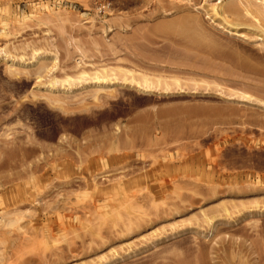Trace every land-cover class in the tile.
<instances>
[{
    "label": "rangeland",
    "instance_id": "374dc122",
    "mask_svg": "<svg viewBox=\"0 0 264 264\" xmlns=\"http://www.w3.org/2000/svg\"><path fill=\"white\" fill-rule=\"evenodd\" d=\"M238 1L0 0V264H264V19Z\"/></svg>",
    "mask_w": 264,
    "mask_h": 264
},
{
    "label": "bare ground",
    "instance_id": "6f19581e",
    "mask_svg": "<svg viewBox=\"0 0 264 264\" xmlns=\"http://www.w3.org/2000/svg\"><path fill=\"white\" fill-rule=\"evenodd\" d=\"M220 1V0H219ZM238 1V0H237ZM244 12L252 17L253 19L257 20V22L261 19H264V0H244ZM241 2V1H240ZM219 4L218 5H214L212 7V13H213V16L210 17L211 20H213L214 18L213 17H217L219 16V8L222 6L221 5V2H218ZM239 3V1H238ZM243 3V2H242ZM209 15V14H208ZM211 16V15H209ZM208 16V17H209ZM215 20V19H214ZM216 21V20H215ZM217 22V21H216ZM172 25V24H170ZM168 25V26H170ZM220 25V24H219ZM223 27V26H222ZM235 26H224V30H226L227 33L231 34V35H236V36H241L240 32L234 28ZM167 28V27H165ZM258 28V27H257ZM255 32V31H254ZM256 39H259L260 41H262L264 43V30H259L257 33H256ZM264 45V44H263ZM262 45V46H263ZM40 55H38V52H35L34 54V57L31 61L33 62H36L38 60ZM55 55H53L52 57V60L54 61V63L57 61V57H54ZM7 58V56H6ZM6 58H4V60H6ZM11 61L13 62V60L11 59ZM14 63V62H13ZM57 63V62H56ZM81 64V61L79 62V65ZM57 65V64H56ZM56 65L55 67L53 66V69L51 70V73L53 74V71L56 70ZM246 66V65H245ZM248 67V66H247ZM250 68V67H249ZM254 69V68H253ZM127 74V73H126ZM84 76H86L85 73L81 74V76L79 78L76 79V81H81L84 79ZM128 76V75H127ZM109 77V76H108ZM107 76L103 75V74H100V73H96L94 75V77L92 78V81H95L94 84L98 87H100V89H102L104 86L108 87L109 84H111V86L109 88H116V87H128L129 89L130 88H134L136 89L137 91L139 92H142V93H145V94H153V93H159L161 90H164L166 93L169 92L170 90V85L168 84H165V86H163L164 84L160 85L161 83L158 81L157 84L153 83L151 81V79H149L148 77L146 78L145 76L141 75V77H143L141 79L139 78H136L135 77H131V78H125V79H120L119 80V77L116 78V79H112V78H108ZM115 78V77H114ZM124 78V77H123ZM72 78H69V79H66L64 81H59L55 78L52 79L48 89L50 91H54V90H57V86L60 87V91L62 92H67V91H70L72 89V87H74L75 85H77L75 83V80H73ZM163 82V81H162ZM166 82V81H165ZM164 83V82H163ZM168 83V82H167ZM172 85V83H171ZM163 88H162V87ZM174 86V85H173ZM175 87V86H174ZM174 87L173 90H174ZM112 89V90H113ZM183 89V88H182ZM178 90V88L176 89V91ZM181 90V89H180ZM178 92H182V91H178ZM70 93V92H69ZM160 95V94H159ZM243 98H246L243 96ZM247 99V98H246ZM251 99V98H250ZM261 101V100H260ZM256 102V101H255ZM262 104L261 105H264L263 102H261ZM6 220V219H5ZM2 221V220H1ZM4 221V220H3ZM18 221V220H17ZM13 220L5 223V226H12V223ZM16 223V221L14 222V224ZM3 224V223H2ZM4 225V224H3ZM212 229V228H211ZM121 259V258H120Z\"/></svg>",
    "mask_w": 264,
    "mask_h": 264
}]
</instances>
